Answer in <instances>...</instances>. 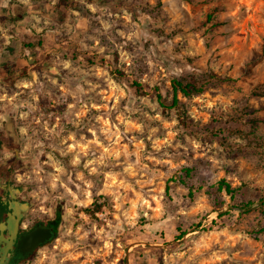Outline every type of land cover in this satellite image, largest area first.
I'll use <instances>...</instances> for the list:
<instances>
[{
    "label": "rangeland",
    "instance_id": "374dc122",
    "mask_svg": "<svg viewBox=\"0 0 264 264\" xmlns=\"http://www.w3.org/2000/svg\"><path fill=\"white\" fill-rule=\"evenodd\" d=\"M0 135L30 264H264V0H0Z\"/></svg>",
    "mask_w": 264,
    "mask_h": 264
},
{
    "label": "flooded vegetation",
    "instance_id": "af4514ba",
    "mask_svg": "<svg viewBox=\"0 0 264 264\" xmlns=\"http://www.w3.org/2000/svg\"><path fill=\"white\" fill-rule=\"evenodd\" d=\"M37 206L38 203L16 183L8 165L0 177V264H30L43 247L57 238L59 211L38 212ZM38 228L50 230L51 238L29 250L24 240Z\"/></svg>",
    "mask_w": 264,
    "mask_h": 264
},
{
    "label": "trees",
    "instance_id": "16d2710c",
    "mask_svg": "<svg viewBox=\"0 0 264 264\" xmlns=\"http://www.w3.org/2000/svg\"><path fill=\"white\" fill-rule=\"evenodd\" d=\"M133 86L136 89V92L142 93V94L145 93L144 87L140 83L134 82ZM172 87H173V93H174V96H173V107L174 108H180L179 94H182L184 97L190 98L193 96L201 95V94L205 93V91H206L205 85L201 84L200 82H198L195 79H190V80H187L186 82L179 81V80H173ZM154 92L157 95V98H158L160 105L164 108H168L165 106V103L163 101V97L160 93V89L158 87H155ZM6 142L8 143V145L6 147L9 150L15 151V154H17L16 153L17 151L15 149L17 147V145L15 143L13 144L10 139L4 138L3 136L0 135V144H6ZM11 144H13V145H11ZM14 160H15L14 164L16 165L15 167H17L18 166V157H15ZM5 167L8 168V165H6ZM6 168H4L2 165L0 166V177L2 176V174ZM11 171L13 172L12 169H11ZM185 172L188 175L191 174L190 169H186ZM215 191H216V193L217 192L218 193L225 192L232 199H234L236 197V194H237V190L233 189L232 186L228 182H226L225 180H221L218 183L217 189L215 188ZM63 224H64V216H63V213L59 211L57 213V226H59V233L61 231Z\"/></svg>",
    "mask_w": 264,
    "mask_h": 264
},
{
    "label": "water",
    "instance_id": "95a60500",
    "mask_svg": "<svg viewBox=\"0 0 264 264\" xmlns=\"http://www.w3.org/2000/svg\"><path fill=\"white\" fill-rule=\"evenodd\" d=\"M51 238V231L44 228H38L29 234L24 240L25 244H29V250L35 246L46 243Z\"/></svg>",
    "mask_w": 264,
    "mask_h": 264
}]
</instances>
